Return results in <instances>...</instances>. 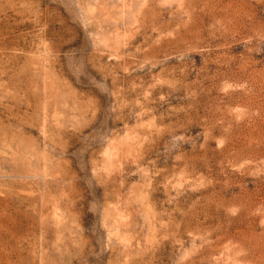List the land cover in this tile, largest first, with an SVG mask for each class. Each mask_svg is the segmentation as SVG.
Segmentation results:
<instances>
[{"label":"rangeland","instance_id":"rangeland-1","mask_svg":"<svg viewBox=\"0 0 264 264\" xmlns=\"http://www.w3.org/2000/svg\"><path fill=\"white\" fill-rule=\"evenodd\" d=\"M0 264H264V0H0Z\"/></svg>","mask_w":264,"mask_h":264}]
</instances>
